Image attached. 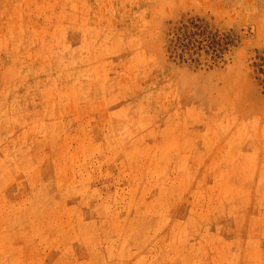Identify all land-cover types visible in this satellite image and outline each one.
Wrapping results in <instances>:
<instances>
[{
  "label": "rangeland",
  "instance_id": "rangeland-1",
  "mask_svg": "<svg viewBox=\"0 0 264 264\" xmlns=\"http://www.w3.org/2000/svg\"><path fill=\"white\" fill-rule=\"evenodd\" d=\"M0 264H264V0H0Z\"/></svg>",
  "mask_w": 264,
  "mask_h": 264
},
{
  "label": "bare ground",
  "instance_id": "bare-ground-1",
  "mask_svg": "<svg viewBox=\"0 0 264 264\" xmlns=\"http://www.w3.org/2000/svg\"><path fill=\"white\" fill-rule=\"evenodd\" d=\"M94 146V145H93ZM90 148H94V147H90Z\"/></svg>",
  "mask_w": 264,
  "mask_h": 264
}]
</instances>
